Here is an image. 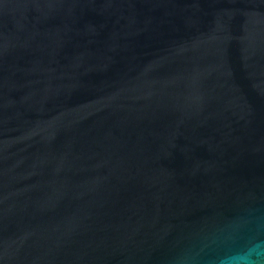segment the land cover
Wrapping results in <instances>:
<instances>
[{"label": "water", "instance_id": "95a60500", "mask_svg": "<svg viewBox=\"0 0 264 264\" xmlns=\"http://www.w3.org/2000/svg\"><path fill=\"white\" fill-rule=\"evenodd\" d=\"M241 216L264 0H0V264H178Z\"/></svg>", "mask_w": 264, "mask_h": 264}, {"label": "clouds", "instance_id": "9594fccd", "mask_svg": "<svg viewBox=\"0 0 264 264\" xmlns=\"http://www.w3.org/2000/svg\"><path fill=\"white\" fill-rule=\"evenodd\" d=\"M247 217H236L205 237L200 248L187 250L178 264H201V253L211 246L214 254L204 264H264V220L254 228Z\"/></svg>", "mask_w": 264, "mask_h": 264}]
</instances>
